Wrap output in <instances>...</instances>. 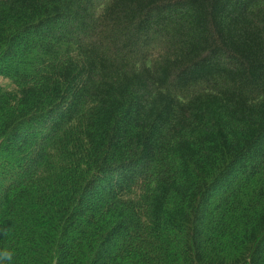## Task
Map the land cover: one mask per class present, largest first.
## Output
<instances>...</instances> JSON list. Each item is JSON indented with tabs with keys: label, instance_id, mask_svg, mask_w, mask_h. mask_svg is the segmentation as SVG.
Masks as SVG:
<instances>
[{
	"label": "trees",
	"instance_id": "obj_1",
	"mask_svg": "<svg viewBox=\"0 0 264 264\" xmlns=\"http://www.w3.org/2000/svg\"><path fill=\"white\" fill-rule=\"evenodd\" d=\"M0 80L13 264H264V0H0Z\"/></svg>",
	"mask_w": 264,
	"mask_h": 264
},
{
	"label": "clouds",
	"instance_id": "obj_2",
	"mask_svg": "<svg viewBox=\"0 0 264 264\" xmlns=\"http://www.w3.org/2000/svg\"><path fill=\"white\" fill-rule=\"evenodd\" d=\"M14 253L11 250L0 249V264H13Z\"/></svg>",
	"mask_w": 264,
	"mask_h": 264
},
{
	"label": "rangeland",
	"instance_id": "obj_3",
	"mask_svg": "<svg viewBox=\"0 0 264 264\" xmlns=\"http://www.w3.org/2000/svg\"><path fill=\"white\" fill-rule=\"evenodd\" d=\"M6 82H7V81H6ZM0 83H1V84H4V82H3V81H1V80H0ZM5 86H8V87H9V83H8V82H7V83H5ZM10 88H11V87H10ZM10 88H9V89H10Z\"/></svg>",
	"mask_w": 264,
	"mask_h": 264
}]
</instances>
